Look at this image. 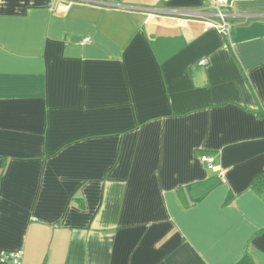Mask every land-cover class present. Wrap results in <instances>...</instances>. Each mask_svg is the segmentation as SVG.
I'll use <instances>...</instances> for the list:
<instances>
[{"label":"crops","instance_id":"1","mask_svg":"<svg viewBox=\"0 0 264 264\" xmlns=\"http://www.w3.org/2000/svg\"><path fill=\"white\" fill-rule=\"evenodd\" d=\"M227 1L223 34L217 0H0V250L264 264V0Z\"/></svg>","mask_w":264,"mask_h":264},{"label":"built area","instance_id":"2","mask_svg":"<svg viewBox=\"0 0 264 264\" xmlns=\"http://www.w3.org/2000/svg\"><path fill=\"white\" fill-rule=\"evenodd\" d=\"M229 1L227 0H217L216 7L217 12L214 14L217 18V21H215V26L218 28V30L223 34H228L231 29V23L227 20V14L223 13L219 8L221 6H228ZM84 41H89V38L86 37L83 39ZM201 65H206L208 63L206 58H203L198 62ZM200 160L203 162L212 163L213 157L209 154H202L200 156ZM22 255V250H14V251H6V250H0V261L4 263H10V264H20V257Z\"/></svg>","mask_w":264,"mask_h":264},{"label":"trees","instance_id":"3","mask_svg":"<svg viewBox=\"0 0 264 264\" xmlns=\"http://www.w3.org/2000/svg\"><path fill=\"white\" fill-rule=\"evenodd\" d=\"M252 187L257 190L264 189V169L257 177H255V179L252 182Z\"/></svg>","mask_w":264,"mask_h":264}]
</instances>
